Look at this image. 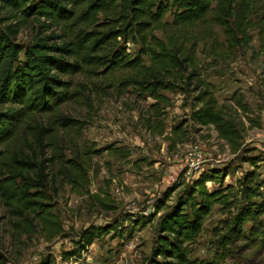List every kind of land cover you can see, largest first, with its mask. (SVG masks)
I'll list each match as a JSON object with an SVG mask.
<instances>
[{"label":"rangeland","instance_id":"obj_1","mask_svg":"<svg viewBox=\"0 0 264 264\" xmlns=\"http://www.w3.org/2000/svg\"><path fill=\"white\" fill-rule=\"evenodd\" d=\"M0 18H4L1 12ZM40 30L37 22L29 20L19 26L14 40L29 47ZM213 31L217 43L223 44L217 56L210 51V41L193 45L199 40L195 36L198 28L182 29L181 34L194 46L201 76L211 83L218 106H224L241 123L239 148L232 151L213 127H199L191 121L189 94L163 92L172 104L164 110V133L160 136L149 128L148 107L153 101L123 88L119 84L123 72L106 73L104 68L90 67L63 76L72 83L76 96L63 103L57 114L72 119V124L67 128L56 125L54 146L37 151V155L43 160L61 153L64 160L81 163L87 172L89 196L75 194L61 178L55 190L50 185L43 191L60 226L55 234L34 216L17 217L0 197L3 264H40L44 260L49 264H152L162 218L202 173L210 172L219 174L206 188L221 193V202L212 206L201 232L185 245L188 258L197 264H264V247L227 234L234 217L248 206L244 184L258 189L251 204L254 211H260L256 221L264 229V56L258 54L256 30L248 32L252 41L246 48L232 50L224 45L222 30L215 26ZM51 33L58 36L60 30L53 27ZM155 35L162 38L160 32ZM118 46L129 55L137 51L130 42ZM238 99L247 112L240 109L234 113ZM54 120L55 116H35L31 124L48 126ZM29 132L24 130L17 145L26 147L24 137L32 141ZM46 165L45 173L52 175L51 162ZM30 176L35 178L34 173ZM156 205L161 206L158 211ZM253 225L255 222L242 226L245 236ZM93 227L108 231L85 246L81 234Z\"/></svg>","mask_w":264,"mask_h":264},{"label":"trees","instance_id":"obj_2","mask_svg":"<svg viewBox=\"0 0 264 264\" xmlns=\"http://www.w3.org/2000/svg\"><path fill=\"white\" fill-rule=\"evenodd\" d=\"M0 12L4 14L0 18V197L17 217L34 216L55 234L60 232V226L43 191L50 185L55 190L61 178L75 194L89 196L87 172L81 163L64 160L61 153L53 159L40 160L37 151L54 146L57 127L72 124V119L57 114L63 103L76 96L72 83L62 77L90 67L104 68L106 73L123 72L119 81L123 88H131L153 101L148 107V122L155 134L163 135L161 118L172 104L163 92L179 90L192 99L190 119L195 125L213 127L232 151L239 148L241 123L224 106H218L211 83L201 76L194 46L210 41V51L217 56L223 44L214 38L215 26L222 30L228 50L246 48L252 41L248 32L256 30L258 54L264 56V0H0ZM29 20L37 22L41 30L29 47H23L14 38L19 26ZM53 27L59 28L60 35L51 33ZM195 28L199 40L192 47L181 31ZM46 32L50 34L41 37ZM155 32H160L162 38ZM120 42L137 46L136 53H126L118 46ZM262 78L264 83V61ZM240 103L236 100V114L240 109L246 111ZM35 116H55V120L48 126L32 125ZM25 129L33 138L26 141L24 137L26 147L16 143L23 139ZM46 162H51L55 170L52 175L45 173ZM31 173L35 175L33 180ZM212 174L202 173L162 218L152 264H197L188 258L185 245L201 232L212 206L221 202V193L208 192L206 188L207 182L218 178L215 174L219 173ZM242 188L248 206L234 217L227 234L264 247V229L256 221L260 211H254L251 204L258 189L248 184ZM156 206L158 211L161 206ZM247 222L256 225L245 236L242 226ZM107 231L93 227L81 238L87 246ZM40 264L49 263L44 260Z\"/></svg>","mask_w":264,"mask_h":264}]
</instances>
